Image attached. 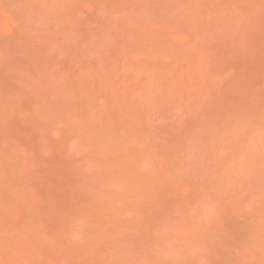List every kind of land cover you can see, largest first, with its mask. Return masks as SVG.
Here are the masks:
<instances>
[{"label": "rangeland", "instance_id": "1", "mask_svg": "<svg viewBox=\"0 0 264 264\" xmlns=\"http://www.w3.org/2000/svg\"><path fill=\"white\" fill-rule=\"evenodd\" d=\"M0 264H264V0H0Z\"/></svg>", "mask_w": 264, "mask_h": 264}]
</instances>
